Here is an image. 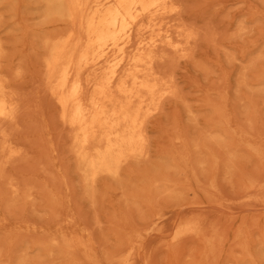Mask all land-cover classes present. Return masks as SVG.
<instances>
[{
  "label": "rangeland",
  "instance_id": "obj_1",
  "mask_svg": "<svg viewBox=\"0 0 264 264\" xmlns=\"http://www.w3.org/2000/svg\"><path fill=\"white\" fill-rule=\"evenodd\" d=\"M178 1L204 36L195 58L175 63L180 96L148 119L150 157L90 188L40 91L41 37L67 24L42 23L37 0H0L6 71L22 70L26 99L15 135L24 154L0 181L19 188L0 203V264H264V190L251 186L264 182V155L248 146L264 151V0ZM186 220L202 233L174 238Z\"/></svg>",
  "mask_w": 264,
  "mask_h": 264
},
{
  "label": "bare ground",
  "instance_id": "obj_2",
  "mask_svg": "<svg viewBox=\"0 0 264 264\" xmlns=\"http://www.w3.org/2000/svg\"><path fill=\"white\" fill-rule=\"evenodd\" d=\"M37 4L42 23L67 24L65 31L41 37L40 91L70 131V151L85 184L92 188L101 177L117 179L124 165L150 157L148 119L162 110L164 102L179 98L175 63L195 58L204 36L187 23L178 0H37ZM6 57L0 39V181L8 178L6 168L24 154L15 139L26 100L15 84L23 74L19 67L8 74ZM34 108L43 110L38 104ZM216 122L223 127L222 114ZM248 146L255 155H264L263 149ZM169 152L172 158L181 155ZM180 159L187 164L189 153ZM193 176L201 183L194 171ZM2 186L0 203H13L19 194L17 182L10 179ZM251 186L264 190V182ZM209 189L217 191L215 178L207 193ZM6 224L0 219V226ZM186 233L202 231L195 221L186 220L176 227L174 238Z\"/></svg>",
  "mask_w": 264,
  "mask_h": 264
}]
</instances>
